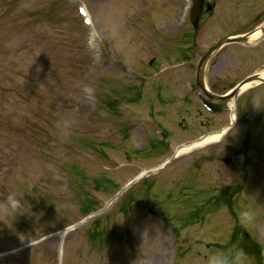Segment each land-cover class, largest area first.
<instances>
[{
	"label": "rangeland",
	"instance_id": "374dc122",
	"mask_svg": "<svg viewBox=\"0 0 264 264\" xmlns=\"http://www.w3.org/2000/svg\"><path fill=\"white\" fill-rule=\"evenodd\" d=\"M235 2L216 1L207 16L215 25L188 41L195 52L185 60L166 31L186 27L188 0H0V264H252L251 252L230 239L236 223L264 230V158L252 168L254 214L234 213L237 196L231 204L230 190L213 180L239 181V171L214 159L217 172L188 166L204 165L216 143L144 172L109 202L203 129L209 113L196 99L158 107V77L172 63L196 66L232 30ZM237 64L234 43L209 62L232 75ZM250 99L238 95L233 133L222 144L236 141ZM229 111L226 102L228 118ZM158 119L175 129L170 148ZM181 121L196 125L193 135ZM257 151L264 155V138ZM9 192L24 205L13 216L3 208Z\"/></svg>",
	"mask_w": 264,
	"mask_h": 264
},
{
	"label": "flooded vegetation",
	"instance_id": "af4514ba",
	"mask_svg": "<svg viewBox=\"0 0 264 264\" xmlns=\"http://www.w3.org/2000/svg\"><path fill=\"white\" fill-rule=\"evenodd\" d=\"M199 1L200 13L198 19L192 20L190 14H188V18L183 21L186 26L183 30L179 31V27L177 26L176 29H168L166 31V33L175 37L173 46H171L172 49L175 47L178 51L172 50V52L175 55L181 53L185 60L192 59V53L195 52L196 43L194 41L193 43H189L188 41L198 35L201 36L209 32L215 25L212 22H207V16L214 13L216 0ZM234 10H236V17L235 25H231L233 27L232 30L227 29V31L218 35L214 40H218L227 35L236 36L237 40L234 42L237 47L238 61L236 74L232 75L227 71V68L213 65L205 69L203 80L198 75L197 67L190 64V61L188 66L181 67L180 69L177 68V72L169 69L163 75L158 73V75H162L158 77V105L166 101L178 103V101L182 100L183 104H191L196 99L197 91L199 97L212 103L213 108L216 109L215 111L208 110L207 112L209 114L200 120V124L198 125L203 127L205 133L219 131L229 124V118L226 116L227 101L221 99L219 95L225 93L231 86L240 82L248 74L257 73L263 78L262 80L254 82L246 90V92L251 93V99L249 108L245 111V115L240 122L244 124V128L236 132V141L221 143V145L219 143L217 144L219 147L217 148V154L212 155L211 151H206L201 158L202 161H206L203 166L207 167L211 172L218 171L216 168L212 169L210 166L211 161L214 159L242 174L243 179L225 184L219 179H212L220 182L222 191L230 190L231 197L228 201L231 204L234 202L233 198L237 196V211L233 212L243 217L250 213L249 210L254 214L256 206L260 207L259 200L256 199L258 179H253L255 172L252 168L254 166L257 168L260 158H264L262 154L259 157L257 151V139L264 138V103H261V99L264 100V0H236ZM222 27L225 28L226 25L223 24ZM202 54H199L198 58ZM184 81L189 82L185 83ZM205 88H209L210 92H206ZM250 107H252L253 111V115L251 116H249ZM180 128L181 130H187V134L191 133L193 135L195 124L192 122L185 124L181 121ZM174 132V130L160 131L165 141H168V138H170L168 134L173 136ZM231 133L233 131L229 130L224 137H227ZM191 163V166H195L198 165L196 163L200 162L195 159ZM253 187L255 190L252 189ZM250 193H255V195L251 196ZM237 225L238 228H241L240 223ZM245 229L240 231L239 234L243 238H248V232ZM253 229L252 227L249 239L242 240L243 238L241 239L240 237L239 242H242V246L251 248L254 264H264V230L261 231L258 222L255 224L254 231Z\"/></svg>",
	"mask_w": 264,
	"mask_h": 264
},
{
	"label": "water",
	"instance_id": "95a60500",
	"mask_svg": "<svg viewBox=\"0 0 264 264\" xmlns=\"http://www.w3.org/2000/svg\"><path fill=\"white\" fill-rule=\"evenodd\" d=\"M225 39L231 41V40H235V37H229V38L221 39L219 42H217L216 44L212 45L208 49V51L203 55V57L200 60L199 69L201 71L204 70V67L206 66V63H207L210 55L212 54V52L214 50H216L221 44H223ZM255 78H256V75H252V76H249L247 78V80L249 81V80H252V79H255ZM242 84H244V82ZM242 84H239L238 86H236L235 88H233L228 94H225V95H223L221 97L228 98V97H231V96L235 95L238 92L239 87L242 86Z\"/></svg>",
	"mask_w": 264,
	"mask_h": 264
},
{
	"label": "bare ground",
	"instance_id": "6f19581e",
	"mask_svg": "<svg viewBox=\"0 0 264 264\" xmlns=\"http://www.w3.org/2000/svg\"><path fill=\"white\" fill-rule=\"evenodd\" d=\"M243 88H245V86ZM235 97L236 96H233L229 100V107L231 108L230 117H231L232 120L236 117L235 111H234V109H235V101H236ZM218 138H219V134H217V133L208 134V135H206V137H204L203 139L193 143L192 145H189V146H186V147L182 148L179 152L180 153H186V152L190 151L191 149H193L195 147L202 146L203 144L208 143V142H213V141L217 140Z\"/></svg>",
	"mask_w": 264,
	"mask_h": 264
},
{
	"label": "clouds",
	"instance_id": "9594fccd",
	"mask_svg": "<svg viewBox=\"0 0 264 264\" xmlns=\"http://www.w3.org/2000/svg\"><path fill=\"white\" fill-rule=\"evenodd\" d=\"M3 208L8 215L13 216L16 211H22L24 205L18 194L9 192L5 197Z\"/></svg>",
	"mask_w": 264,
	"mask_h": 264
}]
</instances>
